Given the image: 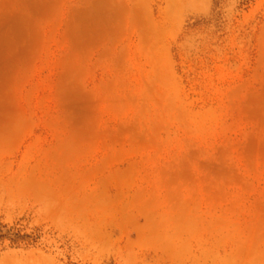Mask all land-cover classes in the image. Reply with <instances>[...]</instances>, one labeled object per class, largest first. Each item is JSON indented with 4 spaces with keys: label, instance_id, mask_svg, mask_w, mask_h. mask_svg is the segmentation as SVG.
I'll use <instances>...</instances> for the list:
<instances>
[{
    "label": "rangeland",
    "instance_id": "1",
    "mask_svg": "<svg viewBox=\"0 0 264 264\" xmlns=\"http://www.w3.org/2000/svg\"><path fill=\"white\" fill-rule=\"evenodd\" d=\"M0 264H264V0H0Z\"/></svg>",
    "mask_w": 264,
    "mask_h": 264
}]
</instances>
